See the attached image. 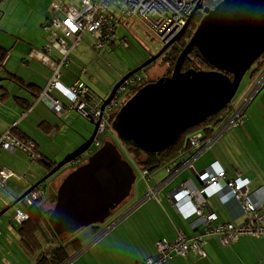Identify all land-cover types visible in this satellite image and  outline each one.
<instances>
[{
    "label": "water",
    "instance_id": "water-1",
    "mask_svg": "<svg viewBox=\"0 0 264 264\" xmlns=\"http://www.w3.org/2000/svg\"><path fill=\"white\" fill-rule=\"evenodd\" d=\"M203 2L197 1L188 23L171 42L122 77L106 98L89 94L85 97L86 103L99 107L100 113L97 121L91 116L86 118L92 128L86 131L89 138L82 136V144L54 166L43 161L48 173L4 209L0 217L62 168L89 152L103 113L122 85L169 50L199 11L203 17L177 57L170 76L145 84L116 114L109 115L107 123L124 149L159 154L173 147L186 131L197 128L230 105L243 77L264 54V0H221L212 9L205 8ZM194 48L214 71H181ZM135 179L133 167L122 158L117 146L104 142L83 165L63 179L46 222L57 237L74 236L90 227L102 226L130 196Z\"/></svg>",
    "mask_w": 264,
    "mask_h": 264
},
{
    "label": "built area",
    "instance_id": "built-area-1",
    "mask_svg": "<svg viewBox=\"0 0 264 264\" xmlns=\"http://www.w3.org/2000/svg\"><path fill=\"white\" fill-rule=\"evenodd\" d=\"M198 0H123V8L115 7L111 0H79L76 4L70 0H57L51 3L49 11L50 17H47L41 26V31L47 43L36 58L45 66L51 69V77L39 96L40 101L51 104L55 113H64L76 110L85 119L91 116L94 121L99 119V109L88 105L85 97L88 94V88L80 78L67 88L61 83L62 72L69 67L70 55L76 46L82 41L87 34L91 35L94 40L93 46L97 51L103 50L104 47H111L115 41V27L120 20L131 19L146 26L159 40L161 47L171 42L188 23L196 7ZM119 10L116 16L111 11ZM61 13L63 16L58 17ZM121 45L125 43L120 41ZM55 51L58 57H52L51 52ZM6 60L0 62V69L5 65ZM144 80L141 77L134 76L124 83L118 94L125 90L135 92L143 85ZM264 86V75L249 93L245 100L236 107L229 106L225 113L213 123H219L215 132L208 138H204L201 131H194L187 137L190 151L184 156L176 158L168 164L162 166L165 175L154 189H149L145 197L136 204L131 205L125 210L114 222L107 225L95 237L100 239L118 223L127 218L137 207L154 197L155 194L162 190L172 180L177 179L184 173H191L193 177L182 182L178 188L172 191L169 196L172 206L176 212L186 221H189V229L198 231L201 228L202 233L194 235V238H187L180 232L177 238L172 242L161 241L157 244L156 254L149 257L139 264H166L171 255L184 256L189 252L203 255L205 245L204 237L217 235L222 246H228L236 242L240 237L249 235L256 238L264 237V213H260L259 202L254 201L247 184L248 181L240 176L234 180L226 179L224 170L217 163H212L197 172L194 168L195 162L202 158L213 145L230 129L241 127L245 122V112L254 100L257 93ZM58 92L63 98L69 101L65 108L62 103L56 99L51 92ZM90 106V107H88ZM116 98L106 107L105 118L102 119L97 134H102L110 130L107 123L109 115L119 107ZM98 118V119H97ZM101 143L96 138L91 148L98 150ZM21 151L29 157L30 160H37L39 157L35 153V147L31 142L24 143L6 132L0 135V152ZM141 176L148 178L152 173L141 171ZM14 173L0 168V187H4L5 182ZM194 180L198 181V184ZM44 197V190L40 186L33 190L29 195L20 202L24 209L16 207L15 215L11 217V222L21 226L28 220V213L25 209L40 202ZM217 197L222 204L234 200L243 211V223L234 224L218 222L214 214L207 215L204 208L207 201ZM16 200V199H14ZM0 202L3 206L8 207L10 202L0 196ZM95 240L92 242L94 243ZM91 243V244H92ZM89 247V246H88ZM88 247H85L86 250ZM82 250L81 252H83ZM70 263V262H69ZM68 263V264H69Z\"/></svg>",
    "mask_w": 264,
    "mask_h": 264
},
{
    "label": "rangeland",
    "instance_id": "rangeland-1",
    "mask_svg": "<svg viewBox=\"0 0 264 264\" xmlns=\"http://www.w3.org/2000/svg\"><path fill=\"white\" fill-rule=\"evenodd\" d=\"M54 1L57 0H0V43L7 45L8 47V45H12L15 42L11 36H8V34L5 33H13L15 35L19 34L25 36L27 40H24V43L27 46L32 45L31 40L39 41V38L44 39L41 27H39L38 19H44L46 13L47 16H51L50 11L48 10L51 6V3ZM70 1L76 4L79 0ZM111 1L114 6L118 7L119 9H122L124 6L123 0ZM114 6H111L110 9L116 16H118L119 10H114ZM57 16L62 17L63 15L58 13ZM114 36L115 41L111 47L106 46L103 48V50L97 51L93 46L95 39H93L91 35L87 34L83 37L82 41L76 47V50L72 55V59L76 61L77 65L86 69V75L83 76L82 81L88 86L91 85L90 89L94 95L101 97L106 96L110 88L113 87L119 80H121L122 77L146 62L151 55L150 52L156 54L161 49L158 38L153 33H151L145 25L135 22L131 19L120 20L115 27ZM120 41H123L125 44L121 45ZM19 49L20 51H24V48L21 46ZM9 54L11 55L10 52ZM9 54L4 58V60L7 61V59H9ZM164 56L165 54L154 63L140 71L137 76L145 79V82L156 81L159 78L164 77L169 69V63L164 61ZM263 75L264 68L254 75L251 74V71L246 73L230 105L236 107L238 104H241L254 89ZM124 94L125 92H122L116 100L119 102V105L121 103L120 107L115 109L117 112L120 110L121 106L125 104L124 102L130 98ZM260 100L263 101L261 102ZM72 115H74L73 121L76 127H79L80 124H85L89 127V129H91L86 119L82 117L77 111H72ZM246 118L247 120L245 121V124L239 129L246 128L247 124L251 126V129L259 128L261 133H255L257 135L255 136L256 138L253 137V140H263V138L258 135L264 134V88L259 92L253 103L246 110ZM78 122L79 126L77 125ZM255 124H257V126ZM79 128H81V126ZM232 129L233 128H230L229 130L232 131ZM197 130L201 131L200 128H197ZM229 130L227 133L230 132ZM78 131L79 130L77 129L66 131L64 135L59 137V140L62 143L64 142L65 145H76L75 147L77 148L83 142L82 140V142H80V144L77 146V141L80 140L77 139L76 133L80 136L82 135L78 133ZM97 139L101 144L104 142H111L115 144L120 153H123L124 156H126L136 174V182L132 187L130 196L116 209V211H118L121 215L126 209H128L131 205L136 204L148 193L147 186L156 187L157 184L154 180L157 179H155V177L158 176L162 178L163 173L165 175V172L163 168H159L146 179L141 176L140 170L136 168V166L129 160V155L125 152L123 146L118 142L115 134L112 131L107 130L102 134H98ZM185 139H187V136ZM50 145L51 149H55V151H57V148L52 144V142ZM223 148H225V145L222 144V140L220 142L217 141L202 158L195 162V169L200 170V166L207 159L222 157L221 155L223 153ZM66 151H68V149ZM95 151V149L91 148L89 152H87L81 158L87 159L88 156L93 154ZM64 153L66 152L64 151L58 154L56 157L58 162L70 152L65 155ZM259 158L261 159V162L264 166V153L259 155ZM24 159L29 160L28 158ZM19 161L23 162V160ZM35 162L36 163H32L33 166H31V168L29 167V169H26L23 164V168L19 170L21 174L26 173L27 178L24 182H28L27 186L29 184H35L43 177V175L45 176L46 174L44 171L45 167L43 165H39L37 161ZM77 162L65 166L43 184V187L46 190V198L44 201L51 204V209L55 204L57 189L62 182H60V180L64 176H67V173L75 166ZM60 176L62 177L61 179ZM188 177L189 174L187 173L179 176L177 179H175V182L159 191L155 197H151L142 203L139 207H137V209L134 210V212H132V214L118 223L103 237L96 239L92 244L88 243L87 245H89V248L81 252L69 264H133L136 261L148 257L149 251L152 250L153 254L151 256H155V244L164 238V232H173V228L168 223L167 217L164 216L165 214L169 215L170 213L168 209V203L165 200V195L169 192V190L173 189V187ZM144 180L150 181L147 183ZM0 191L4 192L6 189L4 187H0ZM12 196L14 195H9V197ZM138 197L141 198L138 199ZM48 206L49 204L47 207ZM16 207L22 209V205L20 203L16 205ZM16 207L10 209L2 217H0V231L3 235L0 238V251L2 250V252H0V261L3 262L4 258V262H9L11 260L13 264L15 258L19 262L21 261L20 259L28 261L25 255H23L24 252L15 242L18 237V226L10 220L11 217L15 215ZM2 208L3 206L0 204V210ZM118 217H116L112 222H114ZM137 225L142 227V229H140L141 236L138 237L140 240L132 234L131 230V228L139 229ZM181 227L184 228L182 224ZM87 230L89 231L87 240L90 242L94 237L93 232L96 231L91 230V227L85 229L84 231ZM102 230L99 229L98 232H101ZM187 234L191 235L190 232H187ZM169 240L171 241L172 239L169 238ZM173 256L175 255H172V257Z\"/></svg>",
    "mask_w": 264,
    "mask_h": 264
},
{
    "label": "crops",
    "instance_id": "crops-1",
    "mask_svg": "<svg viewBox=\"0 0 264 264\" xmlns=\"http://www.w3.org/2000/svg\"><path fill=\"white\" fill-rule=\"evenodd\" d=\"M47 17L50 16H47L46 13L44 19L42 18L38 19L39 27L42 26V24L45 22ZM5 34L11 36L15 40V42L12 45H8V47L7 45H3L2 43H0V49L3 52H5L7 56L9 52L11 53V55L9 54L10 55L9 59H7V61L5 62L3 69L0 70V79H1L0 135L6 132H10L20 141H22L20 139L21 137L24 138L27 141H22V142L24 143L31 142L35 147V153L39 157L37 160L32 161L29 159L27 155H25V153L21 151L0 152V168H5L6 170L14 173L15 175L7 179V181L5 182L4 188L6 189V191L4 192L0 191V196L8 200L11 204L14 201V199H16L17 196L20 197L34 185V184L33 185L29 184L27 186L28 182L27 183L24 182L26 181L27 178L26 173L21 174V172L19 171L23 168V164L26 169H29V167L31 168V166H33L32 163H36L35 161H37L39 165H43L45 167L43 168L45 169L44 171L47 174L49 169L43 163V161H46L47 163L52 162L56 164L58 163L57 161L58 159H56V157L60 152L62 153L65 151L66 152L64 153L65 155L69 152H72V150L76 148L75 147L76 145H72V146L67 144L65 145L64 142L62 143L59 140V137L64 135L66 131L77 129L79 130L78 133L82 134L80 136L76 133L77 139L80 140L77 141V146H78V144H80V142H82L83 140L82 136L85 138L88 137L89 135L87 134L86 131L92 130V128L89 129V127L86 126L85 124L84 125L80 124L81 128H79L80 127L79 122L77 123L79 127H76L73 121L74 115H72V111L74 110L69 111L67 113L65 112L64 115H62L60 113H55L54 112L55 110L53 111L51 104L39 100L40 94L45 89L51 77V69L43 65L36 58V55L42 51V49L45 47L47 43L45 37L43 36L44 39L39 38V41L31 40L32 45L27 46L24 43L25 42L24 40H27L25 36L19 34L15 35L13 33L10 34L5 33ZM20 46L24 48V51H20L19 49ZM76 47L74 48L72 54L70 55L69 67L62 72V76H61V83L67 88L71 87V85L77 80V78H80L82 81L83 76L86 75V69L84 67H79L76 61L72 59V55L74 54ZM150 54L154 55L155 53L150 52ZM51 56L56 58L58 57L55 51L53 53L51 52ZM10 77L19 79L26 88L19 86L18 83L10 81L9 80ZM143 80L145 81V79ZM84 84L86 85V83ZM86 86L88 88V94L90 96L94 95V93L90 89L91 85L89 86L86 85ZM51 94L56 99H58L65 108H67L68 105L70 104L69 101L66 98H63L58 92L52 91ZM10 99L12 102L10 101ZM260 101L262 102L263 100ZM255 125L257 126V124ZM239 128L240 127L234 128L232 129V131L229 130L230 131L229 133H227L228 132L227 131L220 138L219 142L222 140V144L225 145V148H223L222 151L223 152L221 155L222 157L207 159L200 166V170L197 169L195 170L197 172H200L208 165L212 163H217L218 166L222 170H224L226 179L234 180L236 177L240 176L242 179L247 180L248 181L247 188L251 193H253L254 201L261 203L259 211L262 214L264 213V166L263 163L261 162V159L259 158V155L264 153V134L258 135L262 137L263 140L261 139L260 141H254L253 137L257 135L255 133L257 132L261 133V130H259V128L251 129V126H249L248 124L244 129H239ZM51 142L57 148V151H55V149H51L50 147ZM67 149L68 151H66ZM22 157L28 158L29 160H25ZM19 160H23V162ZM72 170L73 168L67 173V175ZM61 176L60 179L62 178ZM65 177L66 176H64L60 180V182L63 181ZM190 177H193L191 173L189 174V177L187 179H189ZM160 178L161 177L158 176L155 177V179L157 180L154 181L156 182L157 185L162 181L159 180ZM187 179L185 178L183 181ZM144 181L148 183L150 180H144ZM175 181L176 180H172L165 187H167L168 185L172 184ZM194 181L196 184H198L197 180ZM182 182H180L175 187H173V189L169 190V192L165 195V200L168 203V209L170 213L169 215L165 214L164 216L167 217L168 219L167 221L172 226L173 232H164V238H162V240L170 243H172L177 238L180 232L183 233L187 238H192V237L194 238V235H198L202 233L201 228H199L198 231L196 230L191 231L189 229V221L184 220L172 206L169 194L172 191H174L176 188H178L179 185L182 184ZM147 187L148 190L150 188L151 189L156 188L149 186ZM42 188L44 190V197L40 200V206L43 210L46 209L48 210L51 207V204L49 202L44 201L46 198V190L43 186ZM157 193L155 194V196L157 195ZM10 194H13L14 196L9 197ZM140 198L138 197V199ZM0 204L3 206L1 202ZM46 204L47 205L49 204V206L47 207ZM8 207L3 206V208L0 210V213ZM22 209H24V207H22ZM204 213H206L207 215L214 214L218 222H226V223H234V224L243 223V211L241 207L238 205V203H236L234 200L227 201L225 204H222L217 197L211 198L207 201V206L204 208ZM112 215L113 216L104 223L105 226L102 225V226H97L96 228H91V230H95L96 232H93L94 237L90 242L87 240V236L89 232L88 230L87 231L83 230L84 232L82 231L76 236V238L83 239L84 244L86 243L85 246L83 247V250L85 247L89 246L87 245L88 243L91 244L95 240V236L100 233L98 232L99 229L102 230L106 228L107 225L111 224V222L116 217L120 216L118 211H116ZM181 224L183 225L184 228L181 227ZM137 227L139 229L131 228V230H132V234L137 239H139L138 237L141 236L140 229H142V227L140 225H137ZM19 228L21 227L18 226L17 228L18 237L15 242L24 252L23 255H25L28 261L20 259L21 260L20 263L15 258L14 264H34L33 258H31L27 254V252L24 250L20 242V233L18 231ZM187 232H190L191 235H188ZM2 236L3 235L1 234L0 231V238ZM169 238H171L172 240L170 241ZM203 239L205 241V245L203 247L204 256H200L194 252H189L184 256L172 254L175 255L173 256L174 258L171 255V259L166 264H264V237L256 238L253 236L245 235L240 237L236 242L230 243L228 246H222L219 242L217 235L205 236ZM162 240L158 241L155 244V254L157 250L156 246ZM0 252H2V250ZM152 254H153V250L149 251L148 257L136 261L133 264H139L144 260H146L147 258L153 257L151 256ZM73 259L70 260V263L73 261ZM1 264H13V263L11 260L9 262H4V258H3V262H1Z\"/></svg>",
    "mask_w": 264,
    "mask_h": 264
},
{
    "label": "trees",
    "instance_id": "trees-1",
    "mask_svg": "<svg viewBox=\"0 0 264 264\" xmlns=\"http://www.w3.org/2000/svg\"><path fill=\"white\" fill-rule=\"evenodd\" d=\"M220 1L221 0H204L203 4L205 8L212 9ZM202 17L203 14L201 13L195 14L192 20L190 21L187 29L185 30L183 36L173 46L170 47L167 53H165L163 59L164 61L169 63V69L164 77L171 74L177 57L179 56L181 50L189 42ZM6 56L7 54H5V52L0 49V62H2ZM263 68L264 54L251 67V74L254 75L261 71ZM190 69L203 72H211L215 70L200 56L199 52L195 48L191 50L181 67L182 72ZM227 76L229 78H232L230 75ZM9 80L18 83L19 86L23 88H26L19 79L10 77ZM148 82L153 81L144 82L141 87H143ZM141 87H139L135 92H132L129 97L131 98ZM259 92L255 96V98L258 96ZM229 106L223 109L218 114L210 117L202 125L197 127L201 129V133L203 134L204 138L210 137L215 132L219 123L215 125H213V123L219 118V116L225 113ZM244 118L246 120V112ZM197 128L186 131L173 147L159 154H145L140 150L134 148L124 150L129 155V160L132 162V164L136 166V168L141 171H148L150 173H153L155 170L162 168L165 163L168 164L171 161L176 160V158L189 153L190 146L188 144L187 139H184V137H188L194 131H200L197 130ZM20 139L22 141H27L22 137ZM121 155L123 159L127 160L126 156H124L123 153ZM50 163L53 166L55 165V163ZM17 198H19V196H17L16 199ZM39 203L40 202L26 209L28 213V220L24 224L19 226L21 228L18 229L20 233V242L27 254L31 258H33L34 264H66L70 262L71 259L76 258L81 253L86 243L84 244L83 239L76 238V235L78 233L74 236H55L46 222L47 217L52 209L50 207L48 210H43Z\"/></svg>",
    "mask_w": 264,
    "mask_h": 264
},
{
    "label": "flooded vegetation",
    "instance_id": "flooded-vegetation-1",
    "mask_svg": "<svg viewBox=\"0 0 264 264\" xmlns=\"http://www.w3.org/2000/svg\"><path fill=\"white\" fill-rule=\"evenodd\" d=\"M197 13H201V14H202V12H200V11L197 12ZM197 13H196V14H197ZM167 51H168V50H167ZM167 51H166L165 53H167ZM165 53H164V54H165ZM164 54H163V55H164ZM152 55H153V54H152ZM168 76H170V75H168ZM144 82H145V81H144ZM144 82H143V83H144ZM123 86H124V84H123ZM111 89H112V87L110 88V90H109V92L107 93V95L104 96V97H102V98H106V97L109 95V93L111 92ZM124 92H125L124 95H126V96H130L131 93H132V91H130V90H125ZM119 95H120V94H117V95H116V100H117V98L119 97ZM124 103H125V102H124ZM124 103H123V104H124ZM123 104H122V105H123ZM120 105H121V103H120ZM120 105H119V102L117 101V106H116V107H120ZM121 107H122V106H121ZM94 108L98 109L99 107H94ZM105 112H106V110H105ZM105 112L103 113V116H102V119H103V120H104V118H105ZM113 113H117V111L114 110ZM99 118H100V116H99ZM97 119H98V118H97ZM86 138H89V136L86 137ZM185 138H186V137H184V139H185ZM88 157H89V156H88ZM85 162H86V159H85V158H82L81 160H79V161L75 164V166L73 167V170L76 169L77 167L83 165ZM73 170H72V171H73ZM112 216H113V215H111L110 218H111ZM91 228H96V226L91 227Z\"/></svg>",
    "mask_w": 264,
    "mask_h": 264
},
{
    "label": "bare ground",
    "instance_id": "bare-ground-1",
    "mask_svg": "<svg viewBox=\"0 0 264 264\" xmlns=\"http://www.w3.org/2000/svg\"><path fill=\"white\" fill-rule=\"evenodd\" d=\"M112 114H116V113H112Z\"/></svg>",
    "mask_w": 264,
    "mask_h": 264
},
{
    "label": "clouds",
    "instance_id": "clouds-1",
    "mask_svg": "<svg viewBox=\"0 0 264 264\" xmlns=\"http://www.w3.org/2000/svg\"><path fill=\"white\" fill-rule=\"evenodd\" d=\"M42 187V186H41Z\"/></svg>",
    "mask_w": 264,
    "mask_h": 264
}]
</instances>
